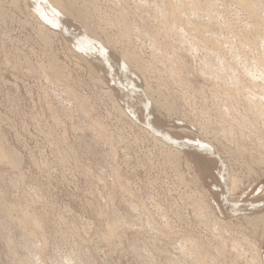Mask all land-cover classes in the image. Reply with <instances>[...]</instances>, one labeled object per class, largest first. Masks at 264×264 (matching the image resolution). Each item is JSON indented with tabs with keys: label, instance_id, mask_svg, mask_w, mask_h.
Instances as JSON below:
<instances>
[{
	"label": "rangeland",
	"instance_id": "obj_1",
	"mask_svg": "<svg viewBox=\"0 0 264 264\" xmlns=\"http://www.w3.org/2000/svg\"><path fill=\"white\" fill-rule=\"evenodd\" d=\"M62 1L68 7V2L78 9L87 6L89 24L112 55L135 51L138 71L144 75L140 77L154 97L170 98L179 112L174 121L195 131L203 125L212 141L208 145L219 150L218 157L227 159L241 179L233 198L228 189L227 200L241 204L249 196L247 187L264 183V139L255 137L250 125H241L247 110L233 106L235 100L225 93L239 81L237 101L250 103L239 95H248L253 87L255 93L264 91L262 81L246 75L249 64L264 56V0H194L191 5L188 0ZM19 2L17 9L11 0H0V264H257V250L250 244L259 249L262 229L248 224L242 214L222 216L225 225L220 226L214 208L198 205L195 187L177 181L175 169L148 134L118 120L104 95L107 88L93 81L96 75L75 55L64 32L55 29L60 37L53 43L43 39L36 12L28 10L24 0ZM172 3L187 8L180 11H187L184 18L173 12ZM246 3L251 4L248 11ZM207 10H212L211 18ZM179 18L182 24L173 25ZM171 24L175 35L169 32ZM188 37L199 43L200 51L187 49ZM107 41L115 43L118 49H112L118 53L108 49ZM214 52L229 63L222 64L223 72L211 71L206 63V58L220 63ZM145 67H150L148 72ZM220 72L226 79H212ZM80 99L87 100L90 115L82 113ZM250 117L263 127L262 118ZM92 120L100 126H93Z\"/></svg>",
	"mask_w": 264,
	"mask_h": 264
},
{
	"label": "bare ground",
	"instance_id": "obj_2",
	"mask_svg": "<svg viewBox=\"0 0 264 264\" xmlns=\"http://www.w3.org/2000/svg\"><path fill=\"white\" fill-rule=\"evenodd\" d=\"M19 1L20 0H11V3H12L11 5L15 6V8H17V9H20L19 7H21L20 6L21 2H19ZM24 1H25V4L23 2L22 3L25 5V7L28 10L32 9V10H34L36 12L35 14L38 17L37 18L38 21L36 22V24L39 26L38 30L40 31L41 36H43V39L53 43L55 37L56 38L60 37V35H58V34H56L54 32V30L58 29L59 31L64 32L63 35L72 44V48L74 50L75 55L78 54V56L81 59V61H83L85 63L84 65L86 66V64H87L89 66V68L91 70L90 74L94 73V75H96V77H95L96 79H93V81L96 80L100 85L105 86L107 88V90H105V94L110 98L113 106L119 112L120 116L121 117L126 116L127 118L131 119L137 126H140V127L143 126L141 130L144 131L145 133H147L152 138L153 143L155 144V146L159 147L160 153L161 152L163 153V156L165 158L164 160L169 164L170 167L175 169L176 176H177V179H178L177 181H179L182 185H184L187 188H190L191 186L195 187V189H196L195 194L198 195V200L200 201V203L198 205L201 208L207 207V205L209 203L210 204V209L212 210V207H213L214 210L216 211V213L219 215V217H218L216 213L215 214L213 213L214 218L218 221V224L220 226L225 225V223L222 220L223 217H225V218L226 217H234L235 214L236 215L237 214L238 215L242 214L243 218L245 219V221L248 224L253 226L255 229H258V228L262 229L261 238H260L261 239V242H260L261 245H260L259 249L254 244H250V247H252V248L257 250L256 254H255L256 255L255 256V260H256L257 264H264V183H260V181H262V180H260V181L258 180L260 184H255L252 187H247L246 190L250 191L249 192V196L241 204L239 202L235 201V200H232L231 198H228L229 200H227L226 196H227L228 189H230V197L233 198L235 190L238 189L240 187V185L242 186L241 181H240L241 179H239L238 174H236L234 172V170H232L233 168H232L231 165L228 164L229 161H227V159H226V162L221 160L220 157L222 155H221V153L219 152V150L216 147L214 148L212 146H209L210 144H212L211 143L212 141H209L210 139L208 140L206 138V136L204 135V132H203L204 127H203V125H202V127L199 130L195 131L194 129L190 128L188 125H184V124H181V123H178V122L174 121L175 118H178L177 116H178L179 112L177 113L176 112V107L169 102L170 98L162 96V95H159L158 98L154 97V93H155L154 90L148 84H146V81L143 78L140 77V73L141 72L138 71L139 70V66H138L139 63H137V58L138 57L135 54V51L133 53H129V54L127 53V51H126V53H122V52L118 53L117 51H114V49H112V47L116 48L115 43H111L110 41H107V43H106L108 45V47H109L108 49H111V50H113V52L118 53L119 56H116L114 54L112 55V53L110 51L108 52L107 50H105L104 47L102 46L103 43L100 41V40H102V37L97 33L98 30L93 29L91 27V22H90V24L88 22L90 15H89L88 9L86 8L87 6L86 7L82 6V8L78 9L75 3L68 2V5H69V7H68V6H66V4L62 0H24ZM169 1H172V0H169ZM190 1L192 2L194 0H188L189 4H190ZM241 1L243 2L245 0H241ZM259 1H261V0H259ZM118 2H119V0H118ZM138 2H140V0ZM183 2H184V0H183ZM198 2H200V1H197V3ZM216 2L214 4H216ZM242 2H240V3H242ZM150 3L151 2H149V4ZM181 3H179V4H181ZM169 4L168 5L165 4V5L169 7ZM179 4L176 5V4L172 3L170 5L171 6L170 8H172L173 12H176V13L179 12L180 13L181 10L187 9L184 6L182 7V5H179ZM183 4H185V3H183ZM186 4H188V3H186ZM212 4L213 3H210V5H209L208 3H206L207 6L208 5L211 6ZM252 4H255V2L252 3ZM163 5H164V3L161 5V7ZM245 5H244L245 9L251 6V4L247 5V3ZM258 5L260 6L261 4L259 3ZM207 6H206V8H207ZM75 7H76V10H75ZM193 7L195 8V4H193L192 10H193ZM164 8H166V7L164 6ZM212 8H213V6H212ZM252 8L255 9L256 7L254 8V5H252ZM260 8H261V6H260ZM262 8H264V7H262ZM248 9H246V11H248ZM139 10H140V8H139ZM162 10L164 12V9H162ZM200 10H201V8H200ZM204 10H206L205 6H204ZM159 11H160V9H158L157 12H159ZM197 11H196V14H197ZM207 11H206L205 14H207L208 16L214 15L213 13L211 14L212 10H211V12H210V10L208 12ZM139 12H141V11H139ZM167 12H169V10ZM167 12H165L166 13L165 15L168 18ZM249 12H250V10H249ZM185 13H184V15H182L180 13L183 16V18L185 17ZM189 13H191V11ZM161 14H164V13H161ZM251 14L253 15L254 12H251ZM165 15H164V19L163 20H165V18H166ZM200 15H201L200 18H203L201 13H200ZM122 16L123 15H121V17ZM157 16H156V19H159V18H157ZM173 16H169V17H171L170 19L174 20ZM210 18H211V16H210ZM210 18H208V19H210ZM259 18L262 19L261 17H259ZM213 19H214V17L211 19L212 22L215 21ZM121 20H123V19H121ZM185 20H187V19L185 18ZM181 21L182 20L180 18L176 19L175 21H173L174 22L173 25H176V22L182 24ZM189 21L191 22V20H189ZM261 23H263V22H261ZM165 24H170V23L165 22ZM180 24H179V26H180ZM189 24L191 25V23H189ZM124 25L126 26V29L128 31L131 30L129 24H124ZM173 25L171 24V26L169 28L171 30V31H169L170 33L172 31L174 33V30H175L174 28L175 27ZM162 26H164V25H162ZM191 26H188V27H191ZM46 28L50 29V31H48ZM182 28H184V27H182ZM180 30H182V29H180ZM182 31H184V30H182ZM176 32H177V29H176ZM247 33H249V32H247ZM178 34H179V32H178ZM174 35H175V33H174ZM263 35H264V33H263ZM188 36L191 39H194L196 37V36H192L191 35L192 37H194V38H192L190 36V34H188ZM189 37L185 41L187 49L198 50L199 49V43H197L196 40L195 41L194 40H189ZM261 39H262V42L264 43V36H263V38L261 37ZM72 41L73 42L76 41L75 43H77V45L75 43H73ZM248 44H249V42H248ZM261 45H264V44H261ZM79 46H80V48H79ZM212 46L215 47V45H212ZM218 46H222V45L218 44ZM258 46H260V45H258ZM250 47H252V46L250 45ZM261 47H263V46H261ZM78 48L81 50L80 52L82 54L78 51L79 50ZM263 48H261V49L263 50ZM116 49H118V48H116ZM210 49L212 50L213 47L210 48ZM202 50H203V48H202ZM221 50H220V52H221ZM121 51H122V49H121ZM199 51H200V49H199ZM208 51H209V49H208ZM201 52H203V51H201ZM218 52H219V50H218ZM215 54H218V53L214 52V55ZM219 55H221V54H218V56H217L219 58V62L220 63H216V62H214V60L206 58V63L210 67L211 71H213L215 69H218L219 71L223 72L221 66H222L223 63L225 64V62H223L225 59L222 60ZM199 56H198V58H199ZM208 57H210V56H208ZM222 57L225 58V56H222ZM259 57H261V56H258V58ZM200 58H201V56H200ZM218 58H216V60ZM245 58H246V56H245ZM259 59H260V61H258V59H257L256 61H254V64H249L248 63L249 64V68L246 69V71H247L246 75L247 76H251V78H253V81L254 80H260V81H262L264 83V56H262ZM217 62H218V60H217ZM228 64L229 63L227 62L225 65L229 67ZM51 66H53V64H51ZM55 66H56L57 73H60V69L61 68H60V65H59L58 61L55 63ZM234 67H235V65H234ZM53 68H55V67L53 66ZM89 68H88V70H89ZM148 68H150V67H145L144 71L148 72ZM223 69H224V67H223ZM235 69H237V68H235ZM228 70H230V73H232L231 72V68L228 69ZM174 71H172V72L174 73ZM51 72H53V71H51ZM224 74L225 73H221L220 72V74H219V76L217 78H212V79H219V81H221V79H226ZM173 75L176 76V77L179 76V74L178 75L173 74ZM233 75H231V78H232ZM142 76L144 77L143 74H142ZM226 76H229V75H226ZM235 78L233 76L232 79L235 80ZM58 80H57L56 83L59 82ZM238 81H239V79H238ZM247 81H246V83H247ZM239 82H237L236 84H235V82H232L231 85H229L231 87L228 86L229 89H226V91H225L226 96L228 95V96H230L233 99V101L235 100L234 103L232 102V105L235 106L236 108H238L240 110H241L242 106H244L246 108L247 112H244L245 114L244 115L242 114V116H241L242 117V121H243L244 124L241 123V125H243L244 127L246 125H250L251 130H252L253 134L255 135V137L262 138L261 140H263L264 139V133H263L264 132V109H261L260 107L262 106V104H264V91H262L260 93H255L254 91L256 90V87H253V89L248 93V95L243 93L244 91L243 92L241 91L242 92L241 94L243 96L241 94L239 96H241L243 99H244V96H246L251 102L249 103L245 99L243 101H240L241 99L239 101H237L236 97H237L238 94L236 93V91L238 89H240V88H237V84L239 85ZM241 82H243V81H241ZM143 84H145V87H144ZM253 84H250V86H252V85L255 86L256 85L254 82H253ZM211 88H213V87L211 86L210 89ZM224 88H226V87H224ZM216 89L218 90V88H216ZM244 89L246 90V87ZM67 90H68V88H67ZM223 91H224V89H223ZM247 91L248 90H246V92ZM72 93H73V96L75 98H78V97H76L75 92L72 91ZM213 93H215V92H213ZM202 96H203V94H202ZM230 97H228V98H230ZM228 98H225V99H228ZM203 99H204V97H203ZM80 101H81V106L80 107H81V109L83 111V112L82 111L81 112L82 113L85 112V113L89 114L90 110L86 106V101L87 100L86 99H80ZM229 102H230V100H229ZM235 102H236V104H235ZM225 103L226 102H224L223 105ZM228 106L229 105H227V107ZM231 108H233V107H231ZM90 109L92 110V108H90ZM229 110L231 111V109H229ZM232 112H233V109H232ZM239 113H240V111H239ZM237 114H238V112H237ZM249 114L252 115L253 117L262 118V122H263L262 126L263 127H259V125L261 123L258 121V118H256V119L252 118L251 119ZM129 115H133L136 119L133 120ZM224 115H225V113L223 114V117H224ZM227 116H228V113H227ZM233 119H232L231 123H233ZM118 120H120V119H118ZM223 121H224V119H223ZM91 123L95 127H99L100 126L99 123L96 122V121L92 120ZM234 123H235V119H234ZM238 124H240V123L238 122ZM238 124H237V126H238ZM244 127H242V128H244ZM246 127L248 129L250 128L248 126H246ZM239 128H241V127H238V129ZM244 129H241V131H244ZM224 130H225V128H224ZM203 135H204V137H203ZM207 136H208V134H207ZM199 137H201L204 141L201 140ZM147 142H149V141H147ZM112 143H113V141H112ZM110 145H111V143H110ZM218 156H220V157H218ZM140 164H142V163H140ZM183 165L186 167V169H183ZM188 173H189V178L187 179V174ZM123 189H124V187H123ZM143 209L145 211L146 208H143ZM147 211H149V209L146 210L145 212H147ZM147 213H149V212H147ZM150 216H151V214H150ZM151 219H152V216H151ZM36 223H35V225H36ZM40 227H41V225H40ZM201 262H204V260L203 261L201 260Z\"/></svg>",
	"mask_w": 264,
	"mask_h": 264
},
{
	"label": "built area",
	"instance_id": "obj_3",
	"mask_svg": "<svg viewBox=\"0 0 264 264\" xmlns=\"http://www.w3.org/2000/svg\"><path fill=\"white\" fill-rule=\"evenodd\" d=\"M106 95V94H105ZM107 96V95H106ZM107 99L109 100V102H110V104H111V106H112V108L115 110V112L117 113V115L119 116V119H120V121L123 123V125H128V127L131 129V130H133V131H135V132H137V133H139V134H143V133H145L144 131H142L141 129L140 130H138L137 129V125L131 120V119H129V118H127L126 116H123V117H121L120 116V114H119V112L115 109V107L113 106V104H112V102H111V100H110V98L107 96ZM146 134V133H145ZM149 136V135H148ZM149 138H151L150 136H149ZM151 140H152V138H151ZM153 141V140H152ZM155 147H157V146H155ZM158 149H159V147H157ZM160 150V149H159ZM188 175V178H189V173L187 174ZM184 186V185H183ZM185 187V186H184ZM192 187V186H191ZM190 187V188H191ZM185 188H187V187H185Z\"/></svg>",
	"mask_w": 264,
	"mask_h": 264
}]
</instances>
